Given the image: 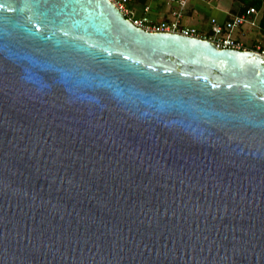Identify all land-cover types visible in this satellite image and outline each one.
Here are the masks:
<instances>
[{"label": "water", "instance_id": "1", "mask_svg": "<svg viewBox=\"0 0 264 264\" xmlns=\"http://www.w3.org/2000/svg\"><path fill=\"white\" fill-rule=\"evenodd\" d=\"M0 264H264V57L0 0Z\"/></svg>", "mask_w": 264, "mask_h": 264}, {"label": "built area", "instance_id": "2", "mask_svg": "<svg viewBox=\"0 0 264 264\" xmlns=\"http://www.w3.org/2000/svg\"><path fill=\"white\" fill-rule=\"evenodd\" d=\"M129 21L137 28H140L146 32L153 33H173L179 34L185 37H195L203 40L212 42L218 49H230V50H248L245 49L242 44L231 37V32L238 31L240 29L254 28L255 26V11L252 8H248L244 13L236 16L229 15L228 19L218 22L211 18L208 21V37L201 35L197 30L192 27H187L180 24L179 19L181 18L182 10L187 6L189 0H152L158 1L160 4L166 6L170 10L169 19H161L159 21H152L146 18L145 15L133 18L130 15L126 5L138 0H109ZM142 14L151 12L150 7L144 5L142 7ZM256 52L264 57V48H254L249 50Z\"/></svg>", "mask_w": 264, "mask_h": 264}, {"label": "rangeland", "instance_id": "3", "mask_svg": "<svg viewBox=\"0 0 264 264\" xmlns=\"http://www.w3.org/2000/svg\"><path fill=\"white\" fill-rule=\"evenodd\" d=\"M138 1L131 2L126 5L131 17L136 18L145 15L147 19L159 21L161 19H169L170 10L158 1ZM150 2V3H149ZM264 5V0L262 1ZM147 5L151 12L142 14V7ZM239 6L236 0H189L187 6L181 12L180 24L192 27L201 35L208 37V21L213 18L218 22H222L229 14L235 12ZM231 37L239 41L245 49L264 48V33L254 28H242L238 31L231 32Z\"/></svg>", "mask_w": 264, "mask_h": 264}, {"label": "trees", "instance_id": "4", "mask_svg": "<svg viewBox=\"0 0 264 264\" xmlns=\"http://www.w3.org/2000/svg\"><path fill=\"white\" fill-rule=\"evenodd\" d=\"M146 0H138L140 3H145ZM149 1V0H147ZM239 3V6L235 12H229L225 19L229 18V15H240L245 12L248 8H252L255 13V26L254 29L261 31L264 33V5L262 4L263 0H236ZM152 2V1H150ZM149 2V3H150ZM253 50V49H248Z\"/></svg>", "mask_w": 264, "mask_h": 264}, {"label": "crops", "instance_id": "5", "mask_svg": "<svg viewBox=\"0 0 264 264\" xmlns=\"http://www.w3.org/2000/svg\"><path fill=\"white\" fill-rule=\"evenodd\" d=\"M226 17V16H225ZM224 20H225V18H224Z\"/></svg>", "mask_w": 264, "mask_h": 264}]
</instances>
